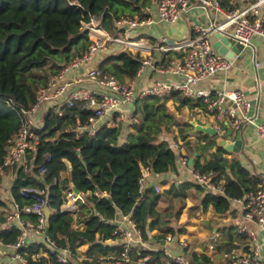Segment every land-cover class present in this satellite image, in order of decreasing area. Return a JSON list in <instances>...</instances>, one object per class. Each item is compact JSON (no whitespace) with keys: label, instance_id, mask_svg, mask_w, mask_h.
Masks as SVG:
<instances>
[{"label":"trees","instance_id":"trees-1","mask_svg":"<svg viewBox=\"0 0 264 264\" xmlns=\"http://www.w3.org/2000/svg\"><path fill=\"white\" fill-rule=\"evenodd\" d=\"M150 1L0 0V166L7 155V141L21 126L19 113L33 105L37 89L44 86L50 76L87 49L90 40L83 23L88 22L89 16L99 20L102 28L113 34L119 16L147 17L143 9L150 5ZM218 1L223 7L229 2ZM181 51L168 54L182 58L184 54ZM141 62L140 56L122 51L108 55L99 68L120 82L133 81ZM168 100L166 96L137 100L132 116L136 118L135 122L121 123L117 127L103 126L93 138L78 136L74 130L77 122L83 124L90 115V111L80 104L70 108L64 106L62 116H58L57 106L45 112L42 127L35 131L34 150L28 152L30 170L17 172L11 196L23 206L30 201L19 194L20 188L36 186L46 189L49 231L55 247L69 248L76 256L79 247L88 245L87 258L107 255L114 248L104 242L114 237L111 221L117 214L130 215L145 241L152 238L149 234L154 230L158 231L157 241L168 233H175L171 222L179 220L187 191L195 188L202 192L203 188L183 182L172 183L162 193L155 192L153 186L140 190V165L149 166L153 175L177 173L180 154L170 147L167 140L159 139L161 133L179 137L189 148V155L197 152L192 170L211 172L213 182L221 186L222 195L204 194L200 203L204 212L211 208L215 214L223 215L229 211L232 199H240L257 188L260 176L252 174L238 160L227 158L222 148L214 152L215 139L202 134L196 135L197 142L193 144L188 139L191 126L177 119L175 112L180 113L183 108H204L200 100L174 93L170 96L174 110L168 107ZM222 127L224 130V124ZM127 128L135 133L126 134L123 141L122 135ZM47 155H50L48 161ZM66 162L70 164L69 170ZM43 164L46 172L40 176L38 168ZM70 184L81 193H89L86 203H79L76 213L77 220L85 225L84 230L73 227L74 216L71 213L60 211L66 192L72 189ZM164 200L183 203L175 210L173 206L161 208L160 203ZM22 218L36 221V216L31 214H24ZM4 219L5 215L0 213V224ZM19 232L17 228L1 230V243L14 244ZM177 232L184 233L185 229L179 228ZM232 242L231 236L216 249L227 253ZM39 248L52 259L53 255L45 245L32 244L23 250L31 263V255ZM151 253L160 258V251ZM186 255L196 264L210 261L204 254Z\"/></svg>","mask_w":264,"mask_h":264},{"label":"built area","instance_id":"built-area-1","mask_svg":"<svg viewBox=\"0 0 264 264\" xmlns=\"http://www.w3.org/2000/svg\"><path fill=\"white\" fill-rule=\"evenodd\" d=\"M190 1L201 10L207 12L214 19L208 24L193 26L195 37L179 43L176 47L184 50L182 58H174L157 66L160 74H170L179 78L178 83L169 84L160 80L150 87L139 88L135 81L120 82L115 76L103 72L98 66H93L95 57L108 50V44L119 43L125 47L136 45L130 41L129 32L143 26L155 23L175 22L183 12L190 9ZM264 0L243 10L224 11L218 0H156V17L140 18L137 15H121L115 21V26L122 30V38L113 37L100 25L99 20L89 16V20L83 23L90 43L87 49L79 56L65 63L60 70L50 76L44 86L37 89L33 105L28 110L19 113L21 126L18 131L7 141V155L0 166V171L10 169L16 174L19 170L27 173L30 170V158L28 152L34 150L33 138L35 131L42 127L38 124V114L41 110L57 106L58 116L63 115V107H73L80 104L83 109L89 110L90 115L83 124L76 123L77 135H86L93 138L98 130L103 127H117L121 123L135 122L132 106L137 100L149 96H172L179 93L181 96L200 100L206 112L212 115L217 125L215 129L221 135L222 124L227 121L234 130L240 131L244 121H249L250 102L243 92L219 91L211 92L199 87L212 76L228 71L232 66V59L218 54L212 47V35L219 32L229 37L242 49L251 46L254 37L264 39V14L260 12V5ZM210 11V12H209ZM211 13V14H210ZM218 14L223 15V22H216ZM237 54L233 56L236 58ZM259 64L255 63L257 67ZM144 67H154L150 58L142 60L137 71L139 75ZM89 82L93 88H75V84ZM50 106L49 108H47ZM256 134L264 144V120L257 125ZM173 149L178 150L177 144ZM50 155H47V161ZM179 162L186 164V159L180 155ZM46 172L43 164L38 168V174L42 176ZM195 182L206 192L223 194L221 186L213 182L211 172L198 173L193 171ZM151 172L149 166L140 165V178L138 180L140 190L146 186ZM155 192L160 193L159 187H154ZM19 194L30 201V204L21 206L11 196L10 211L5 215L0 224V231L17 228L20 232L17 240L12 244L14 252L11 261L19 264H38L33 259L29 261L27 253L23 251L27 247L29 235L44 240L48 250L52 253V264H73V253L69 248H57L46 237L44 209L48 207L46 189L36 186L20 188ZM89 193H74L72 189L67 191L61 210L76 213L78 204L86 203ZM98 195L97 192H95ZM230 203L240 205L241 217L235 225L236 233L247 241V252L238 254L234 250L225 253V264H264L256 245L257 229L264 230V179H261L254 191L246 193L240 199H232ZM36 216V221L23 219L22 215ZM114 225L112 240L116 242L117 251L114 254L96 256L90 259L92 264H188L187 251L189 244L184 236L168 233L159 240L163 247L157 248L143 240L141 231L136 227L130 215L117 214L111 221ZM1 244V241H0ZM173 247H168V246ZM214 245L210 246L214 250ZM160 251V258L151 252ZM0 264H8L0 261ZM202 264H213L210 260Z\"/></svg>","mask_w":264,"mask_h":264},{"label":"crops","instance_id":"crops-1","mask_svg":"<svg viewBox=\"0 0 264 264\" xmlns=\"http://www.w3.org/2000/svg\"><path fill=\"white\" fill-rule=\"evenodd\" d=\"M258 1L259 0H229L228 4L226 3V7H221L224 11H229L231 9L243 10L257 3ZM189 5L190 9L186 12H183L180 16L187 25V32L185 33L184 41L195 37L196 34L193 32L194 25H206L214 19L213 16H209L207 12L196 7L193 1H190ZM143 12L147 14V18H155L156 0H151L150 5L145 7ZM260 12L264 14V2H262L260 5ZM189 21H191V24H188ZM215 21L223 22V15L218 14L215 18ZM110 35L113 37L122 38L124 33L122 30H119L116 27L114 33ZM176 37L177 34L174 33L171 39L177 40ZM129 38L130 41H133V43L136 45L127 48L124 46V44H108V50L98 54L93 60L92 65L99 67L108 55L117 54L122 51H128L133 55L140 56L142 60L150 58L154 63V67H144L142 72L134 79L139 88L150 87L157 80L169 84L179 82L178 77L170 74H160L156 69L160 63L177 58L172 54H168V52L179 51V49L176 47L179 45V43H181L178 42L174 45L165 44L164 40L166 37L163 29V23H155L149 26L132 29L129 32ZM211 41L212 44L215 42L214 34L212 35ZM230 41L235 43L231 39ZM181 52L184 54V50ZM255 63H258L259 65L256 67ZM73 87L93 88L94 85L90 84L89 82H84L81 84H75ZM199 87L213 93L219 91L239 90L247 97L250 102V120L246 122L244 121L242 129L240 130L244 140L243 150L240 153L225 151L227 153L226 157L238 160L239 163L252 174L258 175L261 179H264V144H262L261 140L256 134L257 125H259L262 120H264V39L256 36L251 40L250 47L245 49L239 47L237 57L232 58L231 68L226 72L212 76L200 84ZM167 98L169 99L167 102L168 107L171 110H174V105L170 100V96ZM194 100L198 101V99ZM134 106L135 105L132 106L133 112ZM49 107L50 106L47 108ZM46 111V109H43L38 114L37 118L39 125L40 123L42 124V118ZM181 113L188 116L186 119L183 118L181 120L184 123L189 124L191 119H195L199 124L210 123L214 127L217 125L215 118L208 114L203 107H194L192 109L183 108ZM175 114L178 115L179 113L176 111ZM223 124L225 128L221 135L225 137L228 128L232 129L235 133L236 130H234L227 121H225ZM191 130L192 127L188 131V139L191 140L193 144L197 142V134L191 135ZM130 132L135 133L133 129L127 128L125 133L122 135L123 141H125L126 134ZM174 134H177V132L175 131ZM172 138V140L169 138L166 140L169 142L171 148H173L172 146L174 143L178 145L179 149L177 151L182 157L186 159V164L179 162L178 158L177 173H166L162 175L151 174L147 179L145 188L148 186L159 187L161 190L160 193H162L164 190L168 189L172 183L181 184L183 182H191L193 184H197L194 180L192 167L188 166V160L193 156L194 151L192 152V155H189V148L183 144V141L179 137L174 138V136H172ZM208 159L209 157L206 158V160ZM201 162H203V160H201ZM66 165L67 169L69 170L70 164L66 162ZM66 175H68V173L65 174V176ZM14 180L15 172L13 170L4 169L0 171V203H2L0 205V213H3L4 215H6L11 209V188ZM205 193L206 191L204 189L202 192L196 190L195 188L188 190L187 197L183 201L184 207L180 214L179 220L171 222V226L173 227L177 236H184L187 238L189 244L187 254H204L210 258L213 264H225L226 252H219L216 249V246L223 244V242L229 237L232 236L233 238L230 250H234L238 254L247 252V241L243 236L238 235L235 230V225L241 217L240 205L236 203H230L229 211L223 215L215 214L211 208H208L207 211L204 212L200 208V203ZM162 202L160 203V206ZM76 213H71L74 216L73 227L77 230H84L85 225L83 222H79L77 220ZM179 228H184L185 232L178 233L177 230ZM157 234V230L150 232L149 236L152 238L149 241H146V243L156 246L157 248H161L163 247V244H158L159 240H155V236ZM256 235V245L258 246L260 257L264 259V230L257 229ZM32 244H42L48 248L44 240L35 237L34 235H29L27 238V247ZM104 244L110 248H114L113 250L109 251L107 255L114 254L117 251L116 242H114V240H106ZM212 244L215 247L214 250L210 249ZM11 245H3L2 243L0 244V261L7 262L8 264H19L18 262L10 260V257L14 252V249ZM168 247L173 246L170 245ZM87 249L88 245L79 247L77 255L73 257V264H92L90 259H88L85 255ZM96 256L105 255L97 254ZM186 257L187 261L189 258H191L188 255H186ZM31 259H33L38 264L53 263L51 258L41 248H39L37 253L31 255Z\"/></svg>","mask_w":264,"mask_h":264},{"label":"water","instance_id":"water-1","mask_svg":"<svg viewBox=\"0 0 264 264\" xmlns=\"http://www.w3.org/2000/svg\"><path fill=\"white\" fill-rule=\"evenodd\" d=\"M188 24H191V21L188 22ZM163 29L165 33L166 39L164 40L165 44L167 45H174L175 43L184 41L185 33L187 32V25L185 21L180 17L175 22L172 23H163ZM177 34V40H172L173 34ZM215 42L212 44L213 49L220 55L232 59L235 54L239 52V47L232 43L229 39V37L223 35L222 33H215L214 34ZM230 47V49H229ZM190 126L192 127L191 135L195 134H202L204 136H207L209 138L215 139L216 146L213 147V151L215 152L219 147L223 148L226 152H233V153H240L243 150L244 146V140L242 137L241 131H235L233 132L232 129L228 128L226 131V136L219 135L215 127L210 124H199L195 119H191L189 121ZM197 155V152L194 151L193 156L189 158L188 160V166H193V160L194 157ZM72 187V190L75 194H77L79 191L73 187L72 184H70ZM61 213L68 214L70 211L68 210H61ZM44 215H45V235L49 239L51 243H53L54 238L51 235L49 231V224L48 220L50 217V210L48 207H45L44 209ZM188 264H196L192 258L188 259Z\"/></svg>","mask_w":264,"mask_h":264},{"label":"rangeland","instance_id":"rangeland-1","mask_svg":"<svg viewBox=\"0 0 264 264\" xmlns=\"http://www.w3.org/2000/svg\"><path fill=\"white\" fill-rule=\"evenodd\" d=\"M177 116H179V117H177ZM176 117H177V119H179V120H182L183 118L184 119H186L188 116L187 115H185V114H182L181 112L178 114V115H176ZM181 118V119H180ZM172 136H173V134H165V133H161L160 134V136H159V139H173L172 138ZM170 201L169 200H164L163 202H162V204H161V208H166V207H170V206H173L174 207V209L173 210H175L176 208H178L179 206H180V204H182L183 202H173V203H169ZM174 204V205H173ZM79 205V204H78Z\"/></svg>","mask_w":264,"mask_h":264}]
</instances>
